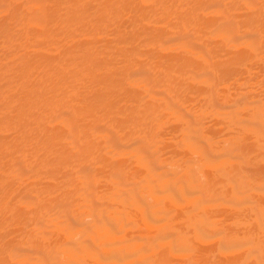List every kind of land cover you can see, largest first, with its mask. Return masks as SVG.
Segmentation results:
<instances>
[{"label":"bare ground","instance_id":"1","mask_svg":"<svg viewBox=\"0 0 264 264\" xmlns=\"http://www.w3.org/2000/svg\"><path fill=\"white\" fill-rule=\"evenodd\" d=\"M0 264H264V0H0Z\"/></svg>","mask_w":264,"mask_h":264}]
</instances>
